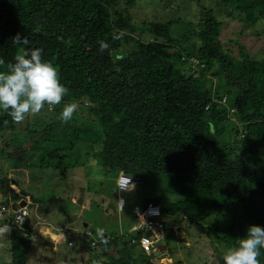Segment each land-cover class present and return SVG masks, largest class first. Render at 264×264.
<instances>
[{
    "label": "trees",
    "instance_id": "16d2710c",
    "mask_svg": "<svg viewBox=\"0 0 264 264\" xmlns=\"http://www.w3.org/2000/svg\"><path fill=\"white\" fill-rule=\"evenodd\" d=\"M221 2L244 23L264 24V0ZM136 3L0 0V59L7 65L21 47L41 48L69 89L61 105L46 107L25 130L31 148L39 150L35 166L68 170L95 160L105 173L116 175L110 185L114 191L121 172L136 181L168 177L179 200L156 197L142 203L160 204L163 215L180 211L188 227L211 215L226 219L225 227H209L212 264H223V253L246 236L250 225L264 226V57L256 59L244 46L241 57H234L223 45L224 21L214 9L202 5L198 21L139 23L131 11ZM17 33L28 43L13 44ZM101 41L109 45L103 51ZM72 102L78 111L62 122L63 105ZM20 124L0 110V132L17 133ZM77 204L67 200L61 227H70L69 239L85 249L93 264H156V254L139 241L148 233L133 230V208L131 213L125 204L120 222L118 214L103 210L105 224L116 219L120 226L116 230L100 223L102 238L96 237L93 247V238L80 234L93 229L69 220L101 206ZM7 229L11 256L0 264H28L31 230ZM112 243L118 245L115 253L109 252ZM259 259L264 264V249ZM188 262L207 264L194 255Z\"/></svg>",
    "mask_w": 264,
    "mask_h": 264
},
{
    "label": "rangeland",
    "instance_id": "374dc122",
    "mask_svg": "<svg viewBox=\"0 0 264 264\" xmlns=\"http://www.w3.org/2000/svg\"><path fill=\"white\" fill-rule=\"evenodd\" d=\"M221 3V0H137L131 11L135 21L139 23L146 20L198 21L202 5H204L208 9H214L216 15L224 21L221 39L225 48L230 49L234 57H241V46H244L253 57L262 59L264 57V24L244 23L238 15H229L228 8ZM38 115H32L29 121L25 120L18 125L17 133L0 132V201L9 199L10 203H16L30 198V215L26 222L28 227L26 225L25 227L32 232L33 246L28 264H93L94 259L84 248L80 245L70 246L62 240L58 241L55 232L61 228L59 226L68 215L64 211L67 200L78 203L82 188H84L83 204L77 205L84 209L85 205L90 206L94 201V203L99 202L101 207L96 209L97 205H94L92 210L89 208L90 210L83 215L72 216L69 222L75 221L78 228L82 229L85 228L83 222L89 223L94 236L98 238L103 234L98 230L100 223L105 224L107 219L103 210L108 212L107 215L116 217L118 214L120 222L124 216L122 214L124 209H121L117 203L120 200V194L110 187L114 179L116 181V175L105 173L101 166L92 163L95 160L91 163L88 161L89 163L85 166L68 170L35 166L39 150L31 148V142L25 130L32 121L34 123ZM22 141H25L24 147L21 145ZM176 189L175 183L166 176H152L137 180L135 190L124 196L126 210L132 213L134 204L147 202L156 197H162L167 202L174 203L179 200V196L174 193ZM68 207L71 210L70 205ZM164 218L171 226L166 230L169 239L165 242V245L169 244L171 250L167 248L156 253L153 258L156 264H189L188 259L193 255L207 264H212L209 227L216 223L225 227L226 219L218 220L215 215H211L205 221L195 222L188 227L185 222L187 217L185 218L180 211H176L174 215L165 214ZM109 220L108 224H105L106 227L117 230L120 226L119 222L115 219L109 223ZM53 225L57 226L51 227ZM175 225L179 228L178 234L172 231V226ZM45 231L48 233L46 234ZM147 235L150 236V234ZM46 236L56 243L55 247L52 246V248L45 242ZM75 239L79 240V236L77 235ZM184 245L187 246V251L183 249ZM117 246L112 243L109 252L115 253ZM9 248L10 244L2 233L0 262H9V256H11Z\"/></svg>",
    "mask_w": 264,
    "mask_h": 264
},
{
    "label": "clouds",
    "instance_id": "9594fccd",
    "mask_svg": "<svg viewBox=\"0 0 264 264\" xmlns=\"http://www.w3.org/2000/svg\"><path fill=\"white\" fill-rule=\"evenodd\" d=\"M12 43L23 46L28 43V38L22 39L17 33ZM100 47L103 51L109 45L101 41ZM0 68L3 69L0 70V110L7 112L17 124L29 116L40 114L46 107L52 110L53 106L61 105L69 93V89L61 83L59 69L52 61L44 59L41 48L21 47L14 57V62L5 65V61L0 59ZM78 108V103H65L60 113L62 122L71 121ZM120 189L129 192L135 190L131 177ZM121 197L117 203L123 208L125 201L123 196ZM7 230V226L0 228V233ZM262 249L264 226L250 225L246 236L239 238L235 246L229 247L223 253V264H261L259 257Z\"/></svg>",
    "mask_w": 264,
    "mask_h": 264
},
{
    "label": "built area",
    "instance_id": "2783aa9c",
    "mask_svg": "<svg viewBox=\"0 0 264 264\" xmlns=\"http://www.w3.org/2000/svg\"><path fill=\"white\" fill-rule=\"evenodd\" d=\"M195 62L198 63V60H195ZM225 100L226 98H223V101ZM130 177H131L132 183L136 185L137 181L133 176L128 175L124 172H121L119 174L118 179H117V190L119 193L124 192L126 194L127 192H129V191H122L120 189V186L123 183H125L126 180ZM123 200L125 201L124 198ZM24 201L26 202V205L21 206L20 204ZM14 204L16 203L13 202L10 204L0 206V221H3V223L6 224L7 228H10V229L19 228V227L22 229H26L25 223L28 221V218L30 215V209H29L30 198L18 201L17 202L18 205L16 209H13ZM133 213L137 220L135 226L133 227V230L143 229L148 234H150V236L143 235L140 237L139 241H140L141 246L149 254H156L159 251H161L160 244L165 243L166 230L167 228L171 227L164 218L161 205L155 204L154 202H149L147 204L138 203L133 207ZM172 228L174 229L176 234L179 233L178 227L172 226ZM69 230H70L69 226H63L56 230L55 237L58 241L62 240L64 242H68V244L71 246L73 245V241L69 239V236H68ZM80 234L82 236L85 235V237L91 236L93 238L92 246L93 247L98 246L99 239L94 236L93 232L87 231V232H81ZM0 236H1V233H0Z\"/></svg>",
    "mask_w": 264,
    "mask_h": 264
},
{
    "label": "water",
    "instance_id": "95a60500",
    "mask_svg": "<svg viewBox=\"0 0 264 264\" xmlns=\"http://www.w3.org/2000/svg\"><path fill=\"white\" fill-rule=\"evenodd\" d=\"M82 195L80 196V198L78 199V204H80V205H82L83 204V200H84V188H82ZM120 195L121 196H125V193L124 192H120ZM10 203V200L9 199H5V200H2V201H0V205H5V204H9ZM17 205L18 204H14L13 205V209H16L17 208ZM21 206H24V205H26V202L24 201V202H22L21 204H20ZM85 226H87V222H85ZM49 246H53V245H55V243L53 242V241H49L48 243H47ZM168 248V246L167 245H165V244H160V250L161 251H163V250H165V249H167Z\"/></svg>",
    "mask_w": 264,
    "mask_h": 264
},
{
    "label": "crops",
    "instance_id": "0c3cea01",
    "mask_svg": "<svg viewBox=\"0 0 264 264\" xmlns=\"http://www.w3.org/2000/svg\"><path fill=\"white\" fill-rule=\"evenodd\" d=\"M31 203V202H30ZM86 207V206H85ZM29 209H30V205H29ZM74 220H76L75 218H73ZM40 224V223H39ZM54 224V223H53ZM73 225H75L76 226V222L74 221L73 223H72ZM83 224H84V226H85V222H83ZM90 224L89 223H87V226H89ZM55 226H57V225H53V226H51V227H55ZM62 225H60L59 227H61ZM78 226V225H77ZM87 226H85V227H87ZM38 228V227H37ZM40 228V227H39ZM42 229V231H44L43 229V227L41 228ZM48 231V230H47ZM47 231H45L46 232V234L48 233ZM2 235V234H1ZM44 235H45V233H44ZM47 237V236H46ZM49 241H52L51 239H49L48 237L46 238V243H48ZM55 243V242H54ZM54 247L56 246V243H55V245H53ZM52 247V246H51ZM53 248V247H52Z\"/></svg>",
    "mask_w": 264,
    "mask_h": 264
}]
</instances>
